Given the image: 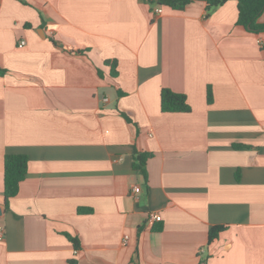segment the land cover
Wrapping results in <instances>:
<instances>
[{"label":"crops","instance_id":"1","mask_svg":"<svg viewBox=\"0 0 264 264\" xmlns=\"http://www.w3.org/2000/svg\"><path fill=\"white\" fill-rule=\"evenodd\" d=\"M237 19V0H0V264H264V31ZM163 88L192 110L163 112ZM7 153L29 158L8 207Z\"/></svg>","mask_w":264,"mask_h":264},{"label":"trees","instance_id":"2","mask_svg":"<svg viewBox=\"0 0 264 264\" xmlns=\"http://www.w3.org/2000/svg\"><path fill=\"white\" fill-rule=\"evenodd\" d=\"M195 0H159L163 5L170 6L174 9H184L188 4ZM206 2L208 14H210L217 7L225 4L228 0H203ZM238 1V19L237 23L244 26L247 30L260 33L264 31V23L259 22V17L264 12V0H237ZM113 74H116L113 66ZM6 70L0 67V74H4ZM207 100L209 103L213 101V92L208 86ZM161 110L163 112H190L191 105L188 102L185 93L176 92L170 88H163L161 91ZM130 120V118L124 114ZM152 152L142 151L138 152L133 158V167L140 170L144 177H147V161L152 156ZM4 196L6 206H9L11 198L15 197L19 190L21 182L28 174L29 158L24 153H7L4 157ZM83 210V211H82ZM82 212H92V209H80ZM227 228V225H214L209 229L208 240L213 242L219 238L220 234ZM159 229V228H157ZM69 239L75 245V248L80 247V240L78 237L67 234ZM74 262V261H72Z\"/></svg>","mask_w":264,"mask_h":264},{"label":"built area","instance_id":"3","mask_svg":"<svg viewBox=\"0 0 264 264\" xmlns=\"http://www.w3.org/2000/svg\"><path fill=\"white\" fill-rule=\"evenodd\" d=\"M162 11H163V8H162V6L159 5L156 8V12L160 14V13H162ZM25 44H26V41L25 40H21L20 43H19V46L23 47ZM107 99L108 98H105V100H107ZM133 190L137 193L139 191V187L137 185H135L133 187ZM147 220H148L149 223H155L157 221H161L162 220V215L158 211H150L148 213ZM129 237H130V235L126 234L124 236V240L123 241L127 242ZM4 238H5V227L0 224V241L4 240Z\"/></svg>","mask_w":264,"mask_h":264}]
</instances>
